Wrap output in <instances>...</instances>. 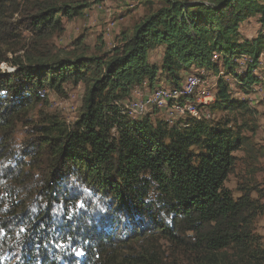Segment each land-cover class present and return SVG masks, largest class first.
<instances>
[{"label":"trees","instance_id":"trees-1","mask_svg":"<svg viewBox=\"0 0 264 264\" xmlns=\"http://www.w3.org/2000/svg\"><path fill=\"white\" fill-rule=\"evenodd\" d=\"M137 1L147 14L109 52L101 35L90 55L79 41L64 54L45 45L64 34V19L85 15L89 0H0V47L14 51L18 31L30 34L14 71L0 70V264H264L256 232L264 191L242 182L247 174L237 198L225 186L235 154H252L244 130H258L251 103L232 90L260 82L264 0H163L157 10V0ZM250 19L262 29L248 40L241 26ZM160 47L158 66L150 55ZM5 55L0 64L10 61ZM203 70L218 76L205 109L233 119L177 114L170 126L120 105L138 87L180 89ZM66 84L86 88L77 120L34 124L47 90L63 96ZM160 109L176 114L162 104L148 114ZM239 116L253 123L236 124ZM19 129L29 131L21 146Z\"/></svg>","mask_w":264,"mask_h":264},{"label":"rangeland","instance_id":"rangeland-1","mask_svg":"<svg viewBox=\"0 0 264 264\" xmlns=\"http://www.w3.org/2000/svg\"><path fill=\"white\" fill-rule=\"evenodd\" d=\"M89 1L93 4V6L85 11V15L83 17L70 21H67L66 19L63 20L65 26L64 34L60 38L54 37L50 42H47L45 44L47 51L49 50L51 51V53L60 54L75 51L78 46L74 45V43L76 41H79L78 44L82 42V48L87 47L88 49L86 50V52L90 55H93L97 53V51H95V47L97 45L98 38L103 35L105 42V51L109 52V50H111L116 44H118V38L120 37L122 31L127 30L128 32H131L133 26L147 14L146 6L142 2H138L137 0ZM102 3L103 7L100 6V4ZM163 4V0L155 1L154 5L156 10L162 7ZM17 18L18 17L16 15L14 17V20H16ZM242 32H244L243 29ZM18 34L23 37V41H20L19 43L15 42L14 48L16 49L14 51L7 52L5 51V49L7 50V48L0 47V49H3L2 51H0V56L6 54L5 58H8L10 60L9 62H3L0 64V70L3 73L13 72L14 61L18 60V58L23 59V56L27 50L25 48V42L30 38V34L24 29H20L18 31ZM162 50L163 49L160 48L151 52L150 60L153 64H156L158 66L161 65V57L163 53ZM243 60L244 59H242V61ZM196 70L198 69L192 68V71ZM210 73L206 76L209 77L210 81V83L207 82L208 85L206 86L210 89L208 90V92H205V95L210 94L215 96V93L217 91V76H214L212 72ZM257 75L260 78V82L252 89H249V91H245L239 88L238 85H236L234 90H232V95L234 98L251 103L250 106L255 111V123H257L258 125V130L254 135L250 134L246 129L244 130V134L250 137V145L248 146L251 147L252 154L248 147H246L245 151H239L235 154L239 159V163L237 164L234 174L229 177L228 181L225 184L227 188L232 190L235 198H237L239 195L237 191L238 180L240 179V176L244 174L247 175H245L246 178L244 179V181L242 180V182L248 183L250 187L254 186L264 191V55H262L260 59V65L259 69L257 70ZM225 78L231 85L235 83L234 79L231 76H227ZM157 87H168V85H166V82L163 81ZM65 89L66 95L63 96L58 95L53 90H47V102L38 105L30 117L33 120L34 124L42 123L44 120H46V118L49 119L54 115H60L64 117L68 125H72L77 120L82 110L83 98L86 93V88L82 84H79L78 86L66 84ZM151 90L152 89H150L148 85L138 87L132 92L129 98L120 101V105L125 108V105L130 103L131 99V101H133L136 97L138 100L139 97L146 95L147 92ZM204 114L206 118L214 121L224 118H234V115L232 113L222 111L212 112L210 109H205ZM148 117L153 122H155L157 119L168 121L171 124L170 126H173V124H176V122H178L179 120L177 114H171L170 111L166 109H160L152 113L151 115L149 114ZM243 121L253 123L249 116H239L237 117L236 124H242ZM30 131L31 133H33V130L30 129ZM26 132L29 131L24 129L18 130V133L15 137L17 146H21V144L26 140V135H28V133ZM250 158L252 160H250ZM247 160L249 161V163L247 162ZM5 166H7V164ZM256 232L261 236L264 244V217H260L257 220ZM167 254H169V252ZM176 261L184 262L186 260L182 257H177Z\"/></svg>","mask_w":264,"mask_h":264},{"label":"bare ground","instance_id":"bare-ground-1","mask_svg":"<svg viewBox=\"0 0 264 264\" xmlns=\"http://www.w3.org/2000/svg\"><path fill=\"white\" fill-rule=\"evenodd\" d=\"M246 62L247 60L244 59L241 65L243 66ZM208 74L209 73L206 70H203L200 72L190 73L187 76H195V75H206L207 76ZM216 79L218 81V76ZM206 85H208L207 82L199 83L198 96H205V92H208L210 88L207 87ZM177 90H178L177 88H172L168 86V87H157L156 89H154V91H149L150 93H152L154 98H160V99L155 100L154 104L150 105L148 112H150V109L154 107L155 105L162 104L165 107H169L172 113H176L181 116L185 114H189L193 118L201 120L202 118H204L202 117V114L205 112V107L212 104L215 100V96L210 95V98H212V102L206 103L205 105L204 103H198V97H194L193 94H186L184 96L177 97L175 95ZM134 99L135 100L131 101V103H128L126 105L127 111L129 112L130 116L133 118H138V119L144 118V117L139 116L140 114L139 99L137 100L136 97ZM170 104H173V107H170L169 106ZM186 108H193V114L186 112Z\"/></svg>","mask_w":264,"mask_h":264},{"label":"built area","instance_id":"built-area-1","mask_svg":"<svg viewBox=\"0 0 264 264\" xmlns=\"http://www.w3.org/2000/svg\"><path fill=\"white\" fill-rule=\"evenodd\" d=\"M202 82L210 83L209 77H206V75L186 76L185 83H183L182 87L176 91L175 95L177 97H181L186 94H193L194 97H198V103H204L206 105V103L212 102V98H210V94H207L205 96H198L199 83ZM158 99L160 98H154L152 93L150 92H147L146 95L139 97V106H140L139 116L141 117L148 116V109L150 105L154 104V101ZM193 108H186V112L193 114ZM202 117H206L204 113L202 114Z\"/></svg>","mask_w":264,"mask_h":264},{"label":"crops","instance_id":"crops-1","mask_svg":"<svg viewBox=\"0 0 264 264\" xmlns=\"http://www.w3.org/2000/svg\"><path fill=\"white\" fill-rule=\"evenodd\" d=\"M100 6L103 7V3L100 4ZM242 29L244 30V32H242ZM261 29H262V26H261V24L258 23V21L256 19H250V20L246 21L241 26V34H242L244 39L251 40V39L257 37L258 31ZM160 48L163 49L162 47H160ZM160 48H158V49H160ZM162 52H163V50H162ZM162 56H163V53H162ZM161 61H162V57H161Z\"/></svg>","mask_w":264,"mask_h":264},{"label":"clouds","instance_id":"clouds-1","mask_svg":"<svg viewBox=\"0 0 264 264\" xmlns=\"http://www.w3.org/2000/svg\"><path fill=\"white\" fill-rule=\"evenodd\" d=\"M14 71V70H13Z\"/></svg>","mask_w":264,"mask_h":264}]
</instances>
